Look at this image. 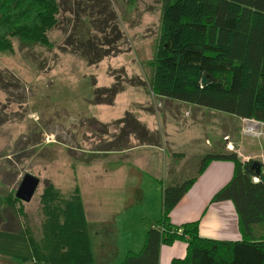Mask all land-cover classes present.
Here are the masks:
<instances>
[{"label":"rangeland","instance_id":"obj_1","mask_svg":"<svg viewBox=\"0 0 264 264\" xmlns=\"http://www.w3.org/2000/svg\"><path fill=\"white\" fill-rule=\"evenodd\" d=\"M128 1L57 0L59 24L47 32L51 46L24 45L14 38L11 49L0 50V190L12 194L25 174L39 178L31 202L10 206L19 214L21 228L24 221L32 227L35 241L41 239L46 219L40 193L47 178L64 186L72 184L76 171L81 191L96 183L106 189L104 174L114 165L127 170L130 191L140 187L147 193L148 204L157 205L161 187L154 177L168 182L164 175L168 169L171 175L175 172L174 163L165 164L163 150L152 167L125 159L135 146L158 148L167 125L199 132L200 139L210 137V151H235L241 160L249 155L246 141L258 142L264 151V122L152 95L150 61L160 34L162 2ZM83 39L85 46L80 50ZM138 121L147 131L144 142L130 132ZM206 126L209 133L201 130ZM248 160L258 161L264 174V159L242 161ZM183 168L189 173L191 165ZM132 199L137 201V194L130 197L131 203ZM89 226L94 256L100 263V259L109 260L113 240L119 249L129 246L123 230L114 232L97 223ZM20 243L19 255L30 256L28 242L24 252ZM0 251L13 253L11 235L0 234ZM0 264L31 263L0 257Z\"/></svg>","mask_w":264,"mask_h":264},{"label":"trees","instance_id":"obj_2","mask_svg":"<svg viewBox=\"0 0 264 264\" xmlns=\"http://www.w3.org/2000/svg\"><path fill=\"white\" fill-rule=\"evenodd\" d=\"M159 1L160 34L150 61L154 69L152 95L264 122V0ZM59 13L57 0H0V50L11 49L14 38L24 45L51 46L47 32L59 24ZM83 46L84 39L78 48L82 50ZM204 76L206 84L202 85ZM130 132L144 142L147 131L141 122H134ZM213 160L234 164L231 180L215 199L233 202L241 239L201 237L197 221L173 224L170 213L197 176L168 183L155 178L161 186V216L145 220L141 248L127 250L115 262L118 248L113 240L109 260L100 259V263L94 256L90 226L73 171L72 184L58 186L47 178L42 185L40 200L46 215L42 237L35 241L32 227L24 221L19 231L26 236L31 257L15 258L34 264H159L163 245L183 241L187 245L185 258L172 264H264V183L254 180L251 164L255 160L243 162L235 151H210L201 156L197 173ZM2 199L3 210L15 207L17 202H31L16 198L14 190L12 194L3 193Z\"/></svg>","mask_w":264,"mask_h":264},{"label":"crops","instance_id":"obj_3","mask_svg":"<svg viewBox=\"0 0 264 264\" xmlns=\"http://www.w3.org/2000/svg\"><path fill=\"white\" fill-rule=\"evenodd\" d=\"M201 130L205 131L204 133H209L207 126ZM189 132L191 131L186 130L184 126L175 128L167 125L163 143L158 144V148L153 150L149 146H135L133 148L134 151L141 148L144 149L138 152L133 151L132 157L130 156L131 159L127 157L125 160L127 162L131 160L134 164L143 167H152L156 157H160L159 151L163 150L165 153L163 154V159L165 162L167 161L165 164L169 166L170 163H174L175 165V172L171 175L168 169V172L164 175L165 180L172 182L187 176H197L190 189L172 209L170 213L171 222L179 225L185 222L197 221L201 237L207 239L226 241L241 239L238 215L233 202L230 199H215L217 193L231 180L234 174V164L226 160H213L202 173L198 174L197 169L201 156L210 152V145L207 140L210 137L200 139L199 132ZM246 142L249 146V149L247 148L249 155L247 158L243 157L242 160L255 157L264 159L262 157L264 156L262 155L264 151L257 145L258 142L256 143L255 141V145H250L252 140ZM244 145L242 144L245 148L246 146ZM167 150L169 153H166ZM189 164L191 165L189 173H186L184 168L181 170L183 165ZM262 170H264V166H262ZM126 171L122 167L112 165L111 169H107L104 174V186L106 189L103 187L99 188L101 185L96 183V181L94 182L96 184L85 187L86 194L82 192L85 188L82 191L80 190L88 224L97 223L98 227L106 225L114 229L118 228V230H123L124 234H126L129 246L126 249L117 247V256L115 258L117 260L115 262L121 260L127 250H139L143 243L146 228L145 220H155L161 216V198L157 205L150 206L146 200L147 193L142 191L140 187L130 191L128 188L130 184L128 181L129 177ZM155 178L165 183L164 179L159 175H155ZM2 194L0 190L2 200L0 211L5 207ZM136 194L138 200L132 199L133 203H131L130 197L136 198ZM128 205L134 206L127 208ZM19 218V214L14 211V207L10 209V207L6 206L2 213L0 212V234L13 237V253L0 251V257L12 258L16 262L18 260L15 256H20L17 245L21 240L20 244L23 248L20 251L24 252V247L26 250L25 245L27 243L26 236L19 231L21 227ZM186 251L187 245L183 241H175L173 244L163 245L159 251V264H172L173 260H183ZM29 254L30 256L25 257L30 258L31 251ZM21 262L34 264L28 259Z\"/></svg>","mask_w":264,"mask_h":264},{"label":"water","instance_id":"obj_4","mask_svg":"<svg viewBox=\"0 0 264 264\" xmlns=\"http://www.w3.org/2000/svg\"><path fill=\"white\" fill-rule=\"evenodd\" d=\"M202 83L206 84L205 77H203ZM251 169L254 171L255 176H258L259 180L264 183V174H261V164L258 161H254L251 164ZM38 184L39 178L36 176L32 174L23 175L15 191V197L22 201L29 202L34 195Z\"/></svg>","mask_w":264,"mask_h":264}]
</instances>
